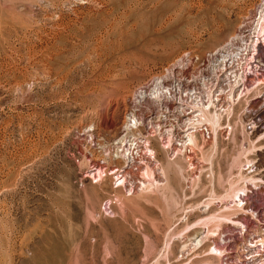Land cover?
<instances>
[{
	"label": "rangeland",
	"instance_id": "374dc122",
	"mask_svg": "<svg viewBox=\"0 0 264 264\" xmlns=\"http://www.w3.org/2000/svg\"><path fill=\"white\" fill-rule=\"evenodd\" d=\"M262 11L264 0H0V264H199L212 241L233 244L229 260L263 233V188L249 193L244 169L264 140L239 120L187 150L151 117L159 77ZM242 186V224L203 232Z\"/></svg>",
	"mask_w": 264,
	"mask_h": 264
},
{
	"label": "built area",
	"instance_id": "2783aa9c",
	"mask_svg": "<svg viewBox=\"0 0 264 264\" xmlns=\"http://www.w3.org/2000/svg\"><path fill=\"white\" fill-rule=\"evenodd\" d=\"M263 26L264 18L260 16L254 23L246 21L236 35L207 53L205 59L196 65L188 66L192 60L189 57L177 66L176 75L172 70L167 76L159 77L157 86L151 91L155 96L151 100L157 104L158 112L151 117L155 118L158 129L163 130L167 144L173 137L181 141L182 147L190 150L191 142L188 139L192 134L205 140L212 137L209 124L200 122L203 114L210 112L219 118L218 130L231 132L236 128L233 122L240 120L242 133L254 138L255 144L262 143ZM258 151L260 154L244 169L246 173L254 175L249 176L254 178L247 188L249 193L261 188L264 192V149ZM256 183L258 186H255ZM258 219L263 222L264 228V216ZM262 231L263 236L251 239L248 245L249 256L256 258L255 264H264V244L260 243L264 240Z\"/></svg>",
	"mask_w": 264,
	"mask_h": 264
},
{
	"label": "bare ground",
	"instance_id": "6f19581e",
	"mask_svg": "<svg viewBox=\"0 0 264 264\" xmlns=\"http://www.w3.org/2000/svg\"><path fill=\"white\" fill-rule=\"evenodd\" d=\"M261 12V11H260ZM263 12V11H262ZM260 17L261 18H264V14L262 13H260ZM264 27V26H263ZM102 115V114H101ZM203 120L201 119L200 120V122L201 123H208L209 124V126H210V128H211V131H212V137H213V135L215 134L216 135V130H218V128H219V118L217 117V116H215V114H213L212 112H210V113H207V114H203ZM135 117V116H134ZM134 117L133 116H131L130 118H129V123L131 122V121H133V122H135V119H134ZM103 118V117H102ZM102 124L103 125H108V121L105 119V118H103L102 119ZM100 122V123H101ZM101 124V125H102ZM109 126V125H108ZM194 137H196V135L195 134H192L191 135V137H189V139H188V141H190L191 142V144L193 145V143H195V138ZM194 141V142H193ZM196 145V144H195ZM149 150H150V152H152V149L151 148H149ZM154 153V152H153ZM152 154V153H151ZM246 162H249L248 160H246ZM178 168V167H177ZM100 172V171H99ZM99 174V173H98ZM99 176H100V174H99ZM116 176V175H115ZM252 179H253V177H249V180L250 181H252ZM246 180H248V179H246ZM123 185V184H122ZM167 185V184H166ZM255 186H258V184L256 183L255 184ZM246 186H242V187H240V188H238V189H235V190H233V191H231L230 192V190H229V192L225 195V197H227L228 199H229V202H232L233 203V205H231V207H233L234 209H232L231 211H227V213H224V214H221L220 216H218L217 214V218L216 217H214V216H212V215H210V217H209V219H210V221H208V222H205V223H203V228L205 227V229H206V231H203V228L201 227V230L203 231V232H206V234L207 233H214V232H218L217 233V235H219L221 232L219 231L220 230V227H219V223H216V222H214L213 224H212V221L214 220V221H217V222H219L220 220H225V221H227L228 220V223L229 224H232V225H234V226H236V225H238V224H242V223H239V221H238V219L237 220H234L232 217H231V215L233 214V213H236L237 211H240L241 213H244V211H246V209L244 208V206H241L240 205V203L244 200L243 198H241V196L242 195H247V193H246ZM257 192V191H256ZM214 193V192H213ZM246 193V194H245ZM253 193V192H252ZM213 195V194H212ZM215 195V194H214ZM214 195H213V197H214ZM221 196V195H220ZM219 197V196H218ZM223 197V196H222ZM211 198V197H210ZM216 198V197H215ZM226 198V199H227ZM217 199H219V198H217ZM222 199V198H221ZM225 198H224V200H226ZM217 201H219V200H217ZM224 202V201H223ZM228 202V201H227ZM217 203V202H216ZM225 204V203H224ZM227 204H229V203H227ZM206 206H208V205H206ZM225 207V209L226 208H229L230 209V205L229 206H224ZM236 210V211H235ZM232 211H234V212H232ZM251 211V215H254L253 213V210L251 209L250 210ZM209 212V211H208ZM221 213V212H220ZM219 214V213H218ZM245 214V213H244ZM254 218V217H253ZM206 221H207V219H206ZM199 222V221H198ZM200 223H201V221H200ZM188 224V223H187ZM224 224V223H223ZM202 225V224H201ZM159 226V225H158ZM198 226V225H197ZM200 232V231H199ZM223 232V231H222ZM256 232V233H255ZM254 233H248L247 235H244L245 236V238H244V240H245V242H246V245H243V243H242V245L239 247L238 245V250H237V255H235L236 257H231L232 256V254L231 253H229V254H231L230 255V257H229V260H228V258H226V259H224V257H226V256H228V254L227 253H224V252H227L228 250H229V248L228 247H230V246H232L231 244H228V247H219L214 241H212V243L210 244V246H208L207 245V248H205V250H204V252H209V250H210V247H212V249H211V252H209V253H206V257H204L203 259H202V263L200 262L199 264H255V261H256V258H255V256H249L250 255V252H249V246H248V244H247V242H250V240L251 239H254V238H257L258 236H263V233H261V232H259V231H255ZM263 232V231H262ZM201 234H202V232H200ZM213 235V234H212ZM207 236H205V237H201V238H199V241L200 242H202V241H204L203 239L204 238H206ZM212 237V236H211ZM214 238V237H213ZM260 239H263V238H260ZM206 240V239H205ZM198 241V242H199ZM200 242H199V244H200ZM241 243V242H240ZM261 244H264V240H262L261 242H260ZM237 244V243H236ZM202 247V246H201ZM235 248H237V247H235ZM171 249V248H170ZM231 249V248H230ZM168 251H170V250H168ZM172 251V250H171ZM200 251V250H199ZM172 254V253H171ZM183 261V260H182ZM261 261V260H260ZM182 264V263H181Z\"/></svg>",
	"mask_w": 264,
	"mask_h": 264
}]
</instances>
